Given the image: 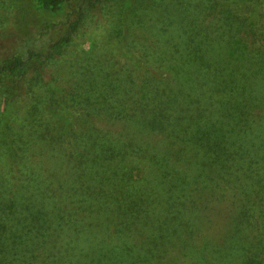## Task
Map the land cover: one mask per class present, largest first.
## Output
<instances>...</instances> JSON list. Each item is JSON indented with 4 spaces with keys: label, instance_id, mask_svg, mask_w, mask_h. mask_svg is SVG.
I'll return each instance as SVG.
<instances>
[{
    "label": "rangeland",
    "instance_id": "374dc122",
    "mask_svg": "<svg viewBox=\"0 0 264 264\" xmlns=\"http://www.w3.org/2000/svg\"><path fill=\"white\" fill-rule=\"evenodd\" d=\"M64 1L62 12L46 17L39 12L33 0H0V60L15 53L25 59L27 49L44 52L48 44L65 30L77 10L83 11V19L71 39L56 47L44 63L26 59L22 74L1 77L0 95L3 94L4 98L0 99V112L5 107L10 116L6 124L0 119V161L13 157L14 160L10 159L8 163L16 172L17 180L13 178L15 181L12 182L11 178L7 186L13 187L14 193L18 182L20 191L27 193L26 184H32V181H20L24 173L17 171L22 164L26 165V161L32 163L40 153L49 154V161L39 163L40 171L36 172H41V175L32 186L33 193L38 194L37 206L43 205L40 207L42 213L50 212L54 206L67 210L65 213L69 215L72 200L85 204L89 198V202L78 209L96 228L71 232L68 237L74 245L61 247V242L57 248L63 252H77L88 247L77 243L83 238L89 239L91 246L86 251L103 254L95 264H264V166L258 171H249L257 177L255 182L240 179L232 183L225 180V174L220 178L211 173L207 179L203 174L202 180L211 184L209 189H198L202 193L197 196L192 188L204 187L201 186L204 182H198V185L192 182L193 178L183 180L175 171L170 173L169 192L161 183L158 184L157 170L149 166V161L131 151V147L125 148L124 130L117 135L120 139L116 136L115 140L112 139L111 151L118 157L104 163L103 168L113 167L126 175V171L130 172L132 168L127 181H121L122 175L119 174V180L116 177L102 180L91 172L85 178L74 180L58 157H63L69 140L72 150L84 153L86 163L79 166H88V159L92 158L94 151L80 150L83 136L92 127L99 130L101 125L104 126L98 119L82 112L76 97L73 98L80 80L86 79L92 84L105 72L117 70L120 64L126 68V47L134 40L142 39V34L152 30L156 32L159 25L168 26L171 21L178 26L184 19L187 31L195 29L198 32L195 37L198 41H208L212 37L218 39L221 43L214 47L227 40L238 43L244 33L239 31L233 36L229 27L236 24L238 19L235 16L240 18L241 1L102 0L93 6L84 0ZM154 19L158 23L152 27L150 23ZM208 26L217 28L222 36L216 30L207 29ZM210 32L218 34L214 36ZM155 37L162 41L158 35ZM223 57L214 54L211 60ZM5 98L9 103H4ZM34 108L35 121L31 118L24 121ZM34 123L37 129L33 128ZM48 125L52 127L46 131L44 128ZM41 129L47 132L44 139L39 138ZM61 129L66 131L65 141L61 145L54 143L52 152H45L44 144H51ZM81 130L84 133L74 141L72 137ZM149 139L147 141L153 150L161 151L163 137L157 134ZM93 145L102 151V144L96 140ZM108 150L107 145L104 153ZM76 153H65L70 156L69 162L77 158ZM118 159H121L119 165L114 166L111 161ZM74 167L77 170V165ZM98 168L91 169L97 176L102 169ZM176 168L181 173V167ZM235 172L241 177L248 171L238 168ZM234 175L228 176L233 179ZM101 185L109 186L108 194ZM98 193H103L99 195L101 204L97 203ZM179 194L193 198L183 199ZM92 206L94 209L88 211ZM78 261L75 264H93L92 261Z\"/></svg>",
    "mask_w": 264,
    "mask_h": 264
},
{
    "label": "trees",
    "instance_id": "16d2710c",
    "mask_svg": "<svg viewBox=\"0 0 264 264\" xmlns=\"http://www.w3.org/2000/svg\"><path fill=\"white\" fill-rule=\"evenodd\" d=\"M33 1L39 12L46 17L62 12L65 3L64 0ZM84 1L91 6L102 2ZM240 1L243 4L240 18L235 16L238 19L236 24L229 27V33L233 36L239 31L244 33L240 42L227 40L214 47L221 43L218 39L212 37L208 41H198L195 38L198 32L195 29L193 32L187 31L184 19L179 21L178 26L170 20L168 26L159 25L156 32L152 30L148 34H142V39L138 38L126 47V68L120 64L121 71L118 68L105 72L95 83H87L84 79L76 84L73 98L76 97L82 112L98 119L104 126L101 125L99 130L92 127L83 136L80 150L90 153L94 151L92 158L88 159V166H79L86 163L84 153H79V149L77 153L72 150L69 140L64 152L76 153L77 158L69 162V155H58L60 164L63 161L72 173V179L80 180L91 172L94 177L102 180L114 177L119 180V175H122L121 181H127L132 168L130 172L125 170L127 175L118 173L113 167L103 168L104 163L108 164L118 157L117 153L111 151L112 139L115 140L121 130H124L125 148L131 147V151L149 161V166L157 170L158 184L161 183L168 192L172 171L183 180L193 178L194 184L204 182L203 174L207 179L211 173L220 178L225 174V180L232 183H237L240 179L252 182L257 180L249 171H258L264 166V0ZM82 19L83 11L78 9L76 16L67 22L65 30L48 44L44 52L27 49L25 59L16 53L2 58L0 89L3 85L1 77L22 74L26 59L32 58L42 64L50 58L56 47L71 39ZM157 23L154 19L150 24L153 27ZM207 29L220 32L213 26H208ZM220 33L221 37L222 32ZM155 34L162 41L156 39ZM210 34L216 36L218 33ZM214 54L224 57L211 60ZM1 97L3 94L0 99ZM49 97L52 98L53 95L50 94ZM4 103H9L6 98ZM35 109L24 121H30L29 118L35 121ZM0 115L1 121L6 124L10 115L5 107ZM32 125L37 129L36 123ZM51 127L52 125H48L44 129L51 130ZM44 129L39 131L40 139L46 138L47 132ZM83 133L81 130L72 138L75 141ZM64 134L66 131L61 129L57 134L59 138L56 136L54 141L50 139L51 144H44L45 152H52L54 143L61 145L65 141ZM157 134L164 139L161 151L153 150L150 141H147ZM117 138L120 139L119 136ZM95 140L102 144V151L93 145ZM83 143L84 149L81 148ZM107 145L110 150L104 153ZM48 156L49 154L40 153L33 158L32 163L26 161V165L22 164V168L17 171L24 173L20 181H32V184H26L27 193L20 191L18 182L14 193V188L7 186L11 178L12 182L16 180V172H13L14 169L8 163L13 157L0 161V264H75L76 260H79L78 263L92 261L95 264L103 258L102 253L86 251L91 246L87 241L89 239L83 238L77 243L79 246H88L77 252H63L57 248L61 242V247L74 245L73 240L68 237L71 232L94 230L96 227L78 209L84 207L89 198L85 204L72 200L69 215L65 213L67 210L60 207L56 209L54 206L50 212L42 213L40 207L43 205L37 206L38 194L33 193L32 186L41 175V172H36L40 171L39 163L49 161ZM120 161L121 159L111 162L117 166ZM173 166H180L181 173ZM97 167L102 168L98 176L95 170H91ZM238 168L248 172L239 177L238 172H235ZM232 173L235 175L230 179L228 175ZM209 184L211 182L206 180L201 184L204 187L198 186L192 190L200 196L202 192L198 189H209ZM105 189L108 194L109 186ZM69 190L72 191L70 188ZM101 194L103 193H98V204L102 203L99 199ZM179 196L183 199L193 198L185 194ZM92 209L94 206L88 211Z\"/></svg>",
    "mask_w": 264,
    "mask_h": 264
}]
</instances>
